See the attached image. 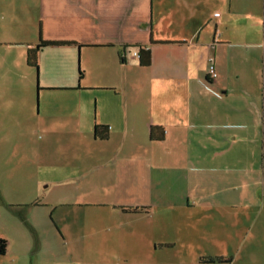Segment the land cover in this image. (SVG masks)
I'll return each instance as SVG.
<instances>
[{"label": "crops", "instance_id": "crops-1", "mask_svg": "<svg viewBox=\"0 0 264 264\" xmlns=\"http://www.w3.org/2000/svg\"><path fill=\"white\" fill-rule=\"evenodd\" d=\"M259 184L264 0H0V264H264Z\"/></svg>", "mask_w": 264, "mask_h": 264}, {"label": "trees", "instance_id": "trees-1", "mask_svg": "<svg viewBox=\"0 0 264 264\" xmlns=\"http://www.w3.org/2000/svg\"><path fill=\"white\" fill-rule=\"evenodd\" d=\"M55 42L53 41H48V40H43L41 38H39L38 42L32 47V48H28L26 51V63L29 66H32L34 68H36L37 66V52L50 44H54ZM132 47H137L138 49L136 50V56L139 58V64L140 65H147L148 64V58L147 57H143L144 54H142V49L141 47L138 46H132ZM142 52V53H141ZM80 74V73H79ZM106 127L102 126V125H97L95 124L93 127V135L95 137L98 138H105L106 137ZM4 250V240L0 239V254L3 252ZM221 259L219 257H209L206 259V261L208 262H213V261H220Z\"/></svg>", "mask_w": 264, "mask_h": 264}, {"label": "rangeland", "instance_id": "rangeland-1", "mask_svg": "<svg viewBox=\"0 0 264 264\" xmlns=\"http://www.w3.org/2000/svg\"><path fill=\"white\" fill-rule=\"evenodd\" d=\"M217 14V13H215ZM57 95V94H56ZM58 96V95H57ZM253 143V140H252ZM241 144H242V149H244L245 147L249 148V140L246 139H241ZM253 159V156H252ZM257 164H258V176L260 175V171H261V164H262V160H261V155H260V151L258 150V155H257ZM250 155L249 152L247 154H242V161H241V168H242V179H248V175H249V169H250ZM253 162H252V166H253ZM259 183H260V179H259ZM262 186L261 184H259L258 187V197L257 198H264V196L262 195Z\"/></svg>", "mask_w": 264, "mask_h": 264}, {"label": "built area", "instance_id": "built-area-1", "mask_svg": "<svg viewBox=\"0 0 264 264\" xmlns=\"http://www.w3.org/2000/svg\"><path fill=\"white\" fill-rule=\"evenodd\" d=\"M132 54L136 55V50L133 51ZM207 73H208L210 78H215V76H216V72H215V69H214V66H213V62H212V57L209 58V62H208V65H207ZM213 93L216 94V95H219L216 92H213Z\"/></svg>", "mask_w": 264, "mask_h": 264}]
</instances>
